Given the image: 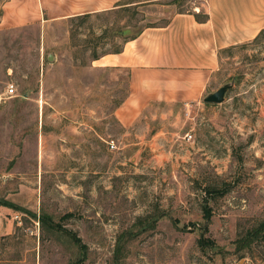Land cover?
<instances>
[{
    "label": "rangeland",
    "instance_id": "rangeland-1",
    "mask_svg": "<svg viewBox=\"0 0 264 264\" xmlns=\"http://www.w3.org/2000/svg\"><path fill=\"white\" fill-rule=\"evenodd\" d=\"M196 3L0 24V264H264V34L127 127L130 73L93 60Z\"/></svg>",
    "mask_w": 264,
    "mask_h": 264
},
{
    "label": "crops",
    "instance_id": "crops-1",
    "mask_svg": "<svg viewBox=\"0 0 264 264\" xmlns=\"http://www.w3.org/2000/svg\"><path fill=\"white\" fill-rule=\"evenodd\" d=\"M162 0H6L0 24L17 27ZM192 11H176L165 24L146 26L122 42L119 52L102 54L101 66L125 68L130 92L116 115L132 125L157 101H197L220 73L223 53L254 40L264 30V0H197ZM207 15L206 19H198Z\"/></svg>",
    "mask_w": 264,
    "mask_h": 264
},
{
    "label": "trees",
    "instance_id": "trees-1",
    "mask_svg": "<svg viewBox=\"0 0 264 264\" xmlns=\"http://www.w3.org/2000/svg\"><path fill=\"white\" fill-rule=\"evenodd\" d=\"M131 8L132 7H126L125 8V10H131ZM0 14H2V10L0 11ZM89 16H91V14H85V15H79V16H76V17H80V18H82L83 20H85L86 18H88ZM197 16V18L198 19H206L207 18V15H204L203 17H201L199 14H197L196 15ZM76 17H73V18H76ZM107 32V31H106ZM105 32V34L108 36V33H106ZM264 34V30H262L261 31V33L256 37V38H259V37H261L262 35ZM106 36V37H107ZM255 38V39H256ZM127 39V38H126ZM126 39H124V40H126ZM121 49H122V45H120V46H118V48H116V49H114V50H111V51H105V52H103V53H101V54H98V53H95L94 55H93V60H95V59H98L102 54H106V53H108V52H119V51H121ZM206 211L208 212V209H206ZM210 212L209 213H207V217H209L210 215ZM51 224H53V223H51ZM261 229L263 228V230H264V222L262 223V225H261V227H260ZM74 237V239H75V241L77 242V243H80L81 244V242H82V240L80 239V238H78V237H76V236H73Z\"/></svg>",
    "mask_w": 264,
    "mask_h": 264
},
{
    "label": "water",
    "instance_id": "water-1",
    "mask_svg": "<svg viewBox=\"0 0 264 264\" xmlns=\"http://www.w3.org/2000/svg\"><path fill=\"white\" fill-rule=\"evenodd\" d=\"M49 58L50 59L52 58L51 55ZM230 87L231 84L229 83L222 85L217 90L208 93L204 97V101L208 103H222L225 100L227 91L229 90Z\"/></svg>",
    "mask_w": 264,
    "mask_h": 264
},
{
    "label": "built area",
    "instance_id": "built-area-1",
    "mask_svg": "<svg viewBox=\"0 0 264 264\" xmlns=\"http://www.w3.org/2000/svg\"><path fill=\"white\" fill-rule=\"evenodd\" d=\"M7 91H8V94L9 95H11V96L15 95V93H16V87H15V85L13 83L8 84ZM110 144H111L112 147H114L115 146L114 140H111L110 141Z\"/></svg>",
    "mask_w": 264,
    "mask_h": 264
}]
</instances>
